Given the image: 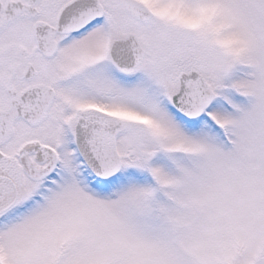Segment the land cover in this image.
Here are the masks:
<instances>
[{
  "label": "snow or ice",
  "instance_id": "1",
  "mask_svg": "<svg viewBox=\"0 0 264 264\" xmlns=\"http://www.w3.org/2000/svg\"><path fill=\"white\" fill-rule=\"evenodd\" d=\"M0 264H264V0H0Z\"/></svg>",
  "mask_w": 264,
  "mask_h": 264
}]
</instances>
